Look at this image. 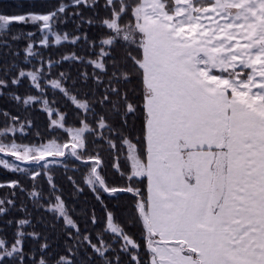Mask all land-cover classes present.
I'll return each mask as SVG.
<instances>
[{
    "label": "snow or ice",
    "instance_id": "snow-or-ice-1",
    "mask_svg": "<svg viewBox=\"0 0 264 264\" xmlns=\"http://www.w3.org/2000/svg\"><path fill=\"white\" fill-rule=\"evenodd\" d=\"M0 264H264V0H0Z\"/></svg>",
    "mask_w": 264,
    "mask_h": 264
}]
</instances>
